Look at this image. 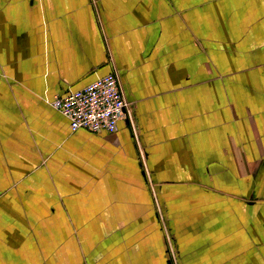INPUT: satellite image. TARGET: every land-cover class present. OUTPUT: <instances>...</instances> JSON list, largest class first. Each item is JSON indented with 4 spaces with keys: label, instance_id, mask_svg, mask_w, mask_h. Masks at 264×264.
Segmentation results:
<instances>
[{
    "label": "crops",
    "instance_id": "1",
    "mask_svg": "<svg viewBox=\"0 0 264 264\" xmlns=\"http://www.w3.org/2000/svg\"><path fill=\"white\" fill-rule=\"evenodd\" d=\"M0 264H264V0H0Z\"/></svg>",
    "mask_w": 264,
    "mask_h": 264
},
{
    "label": "built area",
    "instance_id": "2",
    "mask_svg": "<svg viewBox=\"0 0 264 264\" xmlns=\"http://www.w3.org/2000/svg\"><path fill=\"white\" fill-rule=\"evenodd\" d=\"M50 105L68 119L71 131L112 133L125 115L126 102L118 76L108 73L81 89L54 95Z\"/></svg>",
    "mask_w": 264,
    "mask_h": 264
}]
</instances>
